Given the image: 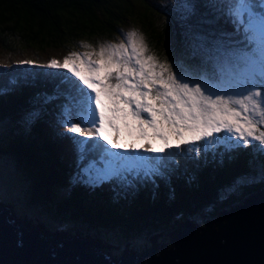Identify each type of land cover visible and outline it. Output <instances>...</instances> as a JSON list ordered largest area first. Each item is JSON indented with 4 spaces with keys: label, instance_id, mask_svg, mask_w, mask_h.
Masks as SVG:
<instances>
[{
    "label": "trees",
    "instance_id": "obj_1",
    "mask_svg": "<svg viewBox=\"0 0 264 264\" xmlns=\"http://www.w3.org/2000/svg\"><path fill=\"white\" fill-rule=\"evenodd\" d=\"M172 1L0 0V187L6 190L1 202L11 208L16 205L23 218L42 221L48 231L65 226L72 230L70 236L77 233L102 243L101 236L109 243L114 235L123 241L121 246L132 243L130 251H145L156 246L152 235L170 241L187 221L206 227L207 220L219 218L220 210L228 212L264 189V146L232 142L234 139L228 140L223 132L213 134L220 139L210 148L205 144L210 136L191 137L181 144L171 134L177 143L151 152L148 149L164 144L140 136L137 142L123 140L131 148L115 149L94 131L89 137L69 131L70 125L55 124L69 100L77 116L87 115L89 122L92 119L85 98L75 88L80 82L72 77L75 85L69 83L66 69L48 67L53 59L63 62L66 55L61 48L74 52L68 47L72 41L77 44L82 39L121 36L119 28L140 26L138 20H143L147 47L154 52L160 44H169L170 25L158 21L165 8L175 13ZM188 2V16L183 15L182 26L175 25L178 30L181 27L178 33L183 39L187 29H202L213 39L232 42L229 47L239 46V52L246 53L243 45L250 50L247 41L235 44L241 36L234 40L227 37L236 33L237 26L242 27L231 9H235L233 0ZM247 5V15L261 9L258 0H247ZM104 11L110 15L101 16ZM227 15L232 31L223 20ZM208 46L217 51L220 44ZM173 47L174 52L179 49L177 44ZM194 59L191 61L196 63L199 58ZM27 79L31 83L36 80L37 86L26 93L23 82ZM34 105L36 115L25 124ZM4 126L7 131H2ZM262 132L264 129L259 130ZM95 175L97 180L92 179ZM97 236L101 240H96ZM110 246L107 251L115 258L127 252L122 249L117 256V247Z\"/></svg>",
    "mask_w": 264,
    "mask_h": 264
},
{
    "label": "snow or ice",
    "instance_id": "obj_2",
    "mask_svg": "<svg viewBox=\"0 0 264 264\" xmlns=\"http://www.w3.org/2000/svg\"><path fill=\"white\" fill-rule=\"evenodd\" d=\"M258 28L264 35V10L257 18L249 12V31ZM125 42L119 45H102L98 52L70 53L63 63L53 59L50 68L66 69L70 74L66 79L75 85L72 77L80 82L75 85L78 94L85 98L91 114V125L99 139L107 140L112 148L128 147L118 140H108L104 135L106 124L116 127L118 120L124 121L129 133V121L140 125L139 135L147 139L145 128L151 129L154 136L164 141L160 148L152 147L151 152H161L170 147L169 134L176 136L179 143H188V137L200 140L213 132L226 129L240 133L247 144L246 136L264 142V132L255 135L257 124H264V73L258 90H246L239 98L205 95L200 84L190 86L175 76L167 63H162L149 49L142 34L129 31ZM88 48L90 45L81 44ZM95 55L99 59L93 61ZM79 61V63H77ZM27 63H31L28 61ZM238 106V107H237ZM107 113V114H106ZM146 113L147 116L142 114ZM249 113H251L249 115ZM254 116H259L257 121ZM69 131L92 136L93 130L85 132L73 124ZM112 155H116L113 153Z\"/></svg>",
    "mask_w": 264,
    "mask_h": 264
},
{
    "label": "rangeland",
    "instance_id": "obj_3",
    "mask_svg": "<svg viewBox=\"0 0 264 264\" xmlns=\"http://www.w3.org/2000/svg\"><path fill=\"white\" fill-rule=\"evenodd\" d=\"M188 1L189 0H173L171 2V8L175 13L170 12L168 8L164 9V11L166 12L160 13L162 20L158 22L165 26H167V23H169L170 25L169 28L167 27V35H168L169 44L165 46L160 44L154 50L155 53L149 50L148 53H146L145 55H148V54L155 55L160 62L167 63L170 66L172 73L175 76H177L181 81L189 83L190 86H195L196 84H200L202 86V90L204 91L205 95H212L213 98H215L217 95H220V96H223L225 99H227L229 96H232L234 99H236V98H239L242 94H245L246 90H258V85H255L253 81H259L261 78V74L264 73V35L261 34L258 28L249 31L248 29L249 15L246 14L248 11L245 13L243 17L239 18V21L242 24V27L237 26V30L235 34H233V31L231 30V26L229 25V21L227 19L229 18L230 20V16L227 15L226 17L225 16L223 17V20L225 21L226 26L232 31V33L227 34V37L230 40H234L235 39L234 36H237L236 38H239V36H241L242 39L240 41H237L235 44H242L244 43V41H247L249 43L250 50L247 49L248 45L241 46L242 48L245 49L246 53L250 52L246 54L241 49L243 53L246 54V55H243L242 51L239 52V46L229 47L231 44H233L232 42L228 40H223L220 38L213 39L211 37V34L205 33V31H203L202 29H200L199 31H196V30L189 31L187 29V31L184 33L185 39H183V37H181L178 33V31L181 30V27L178 30L176 26L177 25L182 26V24L184 23L183 15L188 16V10H191L190 9L191 6ZM243 1L244 0H233L232 3L235 5V9H238L240 3ZM160 3L164 4L162 2ZM231 9H234V8H231ZM235 9L232 10L233 13L236 12ZM262 10H264V8L254 9L253 16L258 18L261 15ZM106 13L107 12L105 11L102 12L101 16H105ZM107 14L110 15V13H107ZM238 14L239 16L242 15L241 12H238ZM110 20L111 18L108 19V21ZM138 21L140 23V26L139 24H135V25L132 24L131 28H127V26L119 28L121 36H118V35L101 36L93 40L82 39L77 44H75L74 41H72L68 44V47L74 48V52L76 53H80L79 51H82L84 53L93 52V51L98 52L100 46L102 45H109V44L119 45L122 41L127 43V41L125 40V36L129 31H132V30H135L138 33L142 34L144 37L145 43L147 45L146 34L143 31V30H147L145 26L146 24L143 23L144 22L143 20H138ZM170 21H172L173 24H171ZM81 44H87V45H90V47L84 48V47H81ZM176 44L179 47V49L176 52H174L173 46H175ZM209 44H212L213 47L218 46V44H220L219 50L213 51L211 47L208 46ZM61 49L65 50L64 55L66 56H68L70 53H73V52H70L67 49V47H62ZM160 52L165 53L164 57H161L159 54H156ZM80 54L82 55V53ZM195 57L199 59L196 60V63H193L191 60L194 59ZM91 59L95 61V60H98L99 57L93 55ZM49 63L50 62H48V64ZM77 63H79V61H77ZM25 81L26 82H23V90L24 88H26V93L31 89L32 86L33 87L37 86L36 80H34L33 83H31L29 79ZM259 90L264 91V88H259ZM22 93L23 91L19 92V94H22ZM68 104L69 105L66 108H64L63 114L60 115V118L56 119V122H55L56 126L60 125L61 127V123H64L70 126H72L73 124H77L85 131H88V130L94 131V129H92L90 125V122L87 119V115L86 117L77 116L76 112L72 110V102L70 100L68 101ZM35 106L36 105H34L32 107L31 112L27 114L26 117H28V119L26 121L24 120L25 124L31 121V119H33L34 116L36 115ZM84 111H85V107L83 106L82 113H84ZM250 114L251 113H249V115ZM142 115L145 117L147 116L146 113ZM89 117H91V114L89 115ZM254 119L258 121L260 117L254 116ZM129 124L132 127L131 133L125 130L124 121L118 120L116 122V127L114 129L106 124L105 129H104V134H106L107 137L110 138V140H117L116 138L120 139L122 137V140L121 141L119 140L121 144L129 145L127 142H123V140H132L134 142H137V140L140 138L139 132L137 131L140 125L132 121H129ZM53 126H54V123H53ZM143 127L145 128V133H146V136L149 138V140H151L152 142H155L156 144L160 146L164 144L163 140H161L158 136H154L152 134L151 129H148L146 125ZM7 129H8V126L2 127V131H7ZM260 129H264V124H259V123L257 124V131L255 132L256 133L255 135L260 134L259 133ZM220 132H223V136L227 137L228 140H230V138L234 139L232 142L238 141V143L240 144H245V141L240 138V133L238 132L233 131L230 133L226 129H221V131L213 132V134L218 135ZM213 134L209 137L211 140H209V142L208 141L205 142L207 148H210L211 146H215L214 141L220 139L218 137H215ZM245 136H246L248 144L254 143V144H260L264 146V142L253 139V137L247 136L246 134ZM207 137L208 136H206V138ZM189 138H191V136H189L188 139ZM169 140H170V144L177 143L176 140L172 138L171 134H169ZM219 142L221 143L222 141H219ZM116 158H119V156ZM102 173L103 171H100V174ZM104 174H107L108 176L110 172H108L107 170H104ZM92 179L97 180L98 179L97 175L92 177ZM4 191L6 190L0 187V197H3ZM0 203H2V205L3 204L6 205V202L0 201ZM7 205H11V204H7ZM12 207L14 210L13 213H14V218L16 221L20 223H24L25 225L30 224V226H33V227L35 226L43 227L44 226L42 224V221H39L38 219H35V218L32 219V217L23 218L22 216H20L21 215L20 209L18 210L16 205H13ZM43 228L46 233L48 231L46 229L47 228L46 225ZM56 228L57 229H55L54 232L49 230V233L50 232L53 234L62 233L63 235L67 234L66 236H68V239L71 238L69 234L72 233V230L68 229V227L59 226ZM76 236L78 237L79 235H77L76 233ZM111 238L112 239L108 241L109 243H111L110 245L114 244L116 247H118L117 248L118 251L114 252L116 253L117 256L123 252L122 249L127 250V251L131 250L130 247L132 246V243L122 245L123 246L122 248L121 246V243H123L122 240L118 241V238H116L114 235L111 236ZM162 238H163V235H160V234L158 235L155 234L150 237L151 241H153L154 239L153 243L156 245V248H161L166 244H170L171 240L163 241ZM95 239L96 240L102 239L103 244L106 246L105 250L108 249L107 246H109V243L104 242L106 241L104 237L101 236V239H100L97 236ZM171 239H173V236H171ZM153 247L154 245L150 246L148 250H145V251L141 250V251H134V252L135 253L137 252L145 253L148 251L150 252L154 250Z\"/></svg>",
    "mask_w": 264,
    "mask_h": 264
},
{
    "label": "water",
    "instance_id": "obj_4",
    "mask_svg": "<svg viewBox=\"0 0 264 264\" xmlns=\"http://www.w3.org/2000/svg\"><path fill=\"white\" fill-rule=\"evenodd\" d=\"M220 211L219 218L213 223L207 220L206 227L182 223L171 244L154 246L141 256L133 251L131 256L115 258L88 252L86 243L77 238H55L59 244L55 248L38 229L10 223L11 212L5 208L0 212V264H264V189L242 205Z\"/></svg>",
    "mask_w": 264,
    "mask_h": 264
},
{
    "label": "bare ground",
    "instance_id": "obj_5",
    "mask_svg": "<svg viewBox=\"0 0 264 264\" xmlns=\"http://www.w3.org/2000/svg\"><path fill=\"white\" fill-rule=\"evenodd\" d=\"M15 219V218H14ZM17 225H20L21 226H26V228H28L30 231H34L36 229H38V232L41 236H43L45 239H46V242L47 243H51L52 246H54L55 248H58L59 247V244L54 242L53 239L57 238V239H61V240H68V238H66V235H63L62 233H49V231H47L45 233V230H44V226H28V225H24V223H20V222H16ZM43 229V230H42ZM65 236V237H64ZM72 239L73 238H77L81 241H84L86 243V250L88 252H97L98 250H101V251H105V248L106 246L102 243V242H98V241H95L93 239H85V238H81L80 236H70ZM22 244L24 243L23 242V239L21 240ZM61 246V245H60ZM107 247H111L110 245L107 246Z\"/></svg>",
    "mask_w": 264,
    "mask_h": 264
},
{
    "label": "clouds",
    "instance_id": "obj_6",
    "mask_svg": "<svg viewBox=\"0 0 264 264\" xmlns=\"http://www.w3.org/2000/svg\"><path fill=\"white\" fill-rule=\"evenodd\" d=\"M242 4H243V2H241ZM240 3V4H241ZM241 6L239 5V8H240ZM238 8V9H239ZM234 10V9H233ZM234 15L237 17V19H238V14L237 13H235L234 12ZM240 27V26H239ZM138 146H140V145H138ZM128 148H131V146L129 145L128 146ZM122 153H125V152H127V151H122V150H120ZM76 235V234H75ZM70 239H72V238H70ZM61 245V244H60ZM109 248V247H108ZM118 248V247H117ZM107 250H110V249H107ZM107 250H105V251H103V252H105L107 255H109L110 256V254L111 255H114L113 253H110L109 251H107ZM102 252V251H101ZM128 252V251H127ZM127 252H123L122 254H124V253H127ZM115 256V255H114ZM123 256V255H122ZM119 257H121V256H119ZM119 257H117V258H119ZM111 259H113V260H115L114 258H111Z\"/></svg>",
    "mask_w": 264,
    "mask_h": 264
}]
</instances>
